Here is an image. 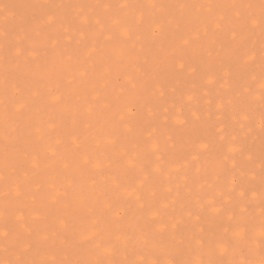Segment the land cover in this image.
I'll return each instance as SVG.
<instances>
[{
	"label": "snow or ice",
	"instance_id": "snow-or-ice-1",
	"mask_svg": "<svg viewBox=\"0 0 264 264\" xmlns=\"http://www.w3.org/2000/svg\"><path fill=\"white\" fill-rule=\"evenodd\" d=\"M14 7L0 6V264H264V0H38L23 6L31 32L10 26ZM172 74L228 84L216 112L250 131L258 117L260 133L257 156L218 121L212 191L178 207L157 194L174 157L142 127L177 92Z\"/></svg>",
	"mask_w": 264,
	"mask_h": 264
},
{
	"label": "rangeland",
	"instance_id": "rangeland-1",
	"mask_svg": "<svg viewBox=\"0 0 264 264\" xmlns=\"http://www.w3.org/2000/svg\"><path fill=\"white\" fill-rule=\"evenodd\" d=\"M38 0H0V6L3 5H14L13 8L14 15L12 16L9 24L12 28L18 32L21 29H26L29 32L32 31L33 25L29 22V17L32 16L33 10L24 5L31 3H36ZM57 3H117L118 0H54ZM137 2H146V0H137ZM162 2L175 3L177 0H162ZM183 2L200 4V3H228L230 0H183ZM248 2L259 4V0H248ZM258 11V9H257ZM192 14L195 15V10H192ZM4 12L0 11V24H3ZM67 27V26H66ZM22 34V33H21ZM34 38L40 39L35 33H32ZM71 35L79 39V36L75 32H71ZM250 42L255 45L257 50L260 46V35L256 34L250 37ZM144 56L139 55L135 59L136 64L143 63ZM132 70V66L121 67L120 71ZM0 71H2V61H0ZM256 74V81L252 82L253 88H258L259 83V65L254 69ZM138 75H143V73H138ZM170 80H172L177 88V92L173 94L166 95L165 97L159 99L156 104V116L155 118H145L143 123V128H147L150 125H156L152 127L154 133V139L158 140L161 148L166 152H169L174 157V163L170 166L171 176L165 175L163 180L157 187L158 198L166 195L169 200L175 199L177 205L173 207H178L180 202L190 201L196 203L198 197L207 195L212 191L209 187L213 184V173L218 162V153L216 151V146L223 143L220 139L219 127H224L227 125L226 132L223 134L225 139L228 138V133H232L235 136L237 145L240 143H245L248 148L252 149L257 156H259L260 151V133H259V120L257 117L256 127L254 130H248L247 128L238 127L235 120H228L227 117L216 112V104L218 100L216 98L217 94L223 93L225 100L230 98V89L228 84H215L207 85L201 81L199 78H192L189 76H177L175 74L170 75ZM210 89H214L210 92ZM182 92H191L194 99L192 102L188 101L186 96H182ZM209 99L212 103L209 104ZM258 112V109H257ZM214 114V115H213ZM72 115L70 112H64V118H69ZM37 118H40V114L37 113ZM101 120L107 119L103 113L99 114ZM199 118V119H197ZM178 119L181 121L188 120L190 123L186 127H182L181 124H175L174 120ZM218 121H223L219 127H214L217 125ZM165 125L174 127H165ZM173 137L169 140L168 137ZM202 143H209L210 151L203 150L199 148ZM3 140L0 138V146H2ZM174 145V146H173ZM129 147L136 150L135 144H130ZM143 155L145 149L142 147L139 149ZM245 153L244 156L238 157L241 161L246 160ZM199 156V160H194L193 158ZM58 162V161H57ZM55 162H50V164ZM166 169L169 167L165 165ZM201 169L197 173V169ZM55 169L50 166L48 169L49 175L55 174ZM254 169L257 173L256 186L259 188V161L257 160L254 165ZM187 175L189 179L184 180V176ZM196 176V182H193L192 177ZM98 183H104L105 177L98 176ZM172 187L173 191L171 193H166L167 187ZM148 193H145L147 195ZM256 212V223H259V192L256 194L255 203ZM211 226V225H209ZM147 255V254H146ZM7 257L0 251V260H4ZM74 258H80L76 256ZM120 258V257H118ZM150 258V257H149ZM161 259H166L165 256L161 255ZM259 260L260 256L254 257Z\"/></svg>",
	"mask_w": 264,
	"mask_h": 264
},
{
	"label": "bare ground",
	"instance_id": "bare-ground-1",
	"mask_svg": "<svg viewBox=\"0 0 264 264\" xmlns=\"http://www.w3.org/2000/svg\"><path fill=\"white\" fill-rule=\"evenodd\" d=\"M190 102H192V101H190ZM180 122H181V120H178V119H175V120H174V123H175V124L180 125ZM199 148H200V149H203L204 151L206 150L205 148H203L202 145H199ZM206 151H207V150H206ZM50 166H51L52 168H58L59 164H58V162H55V163L50 164ZM199 169H200V168H199Z\"/></svg>",
	"mask_w": 264,
	"mask_h": 264
}]
</instances>
